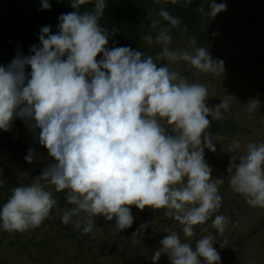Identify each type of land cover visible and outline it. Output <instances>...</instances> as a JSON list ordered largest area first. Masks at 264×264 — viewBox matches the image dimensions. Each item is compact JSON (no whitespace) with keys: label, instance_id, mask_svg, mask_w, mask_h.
I'll return each mask as SVG.
<instances>
[{"label":"clouds","instance_id":"1","mask_svg":"<svg viewBox=\"0 0 264 264\" xmlns=\"http://www.w3.org/2000/svg\"><path fill=\"white\" fill-rule=\"evenodd\" d=\"M41 2L43 10L50 9L48 0ZM91 2L71 0L76 11L60 15L56 34L51 26L42 27L39 46L0 65V129L9 131L15 119L23 120L33 133L39 130L38 143L54 159L31 184L12 190L0 208V227L10 233L39 227L57 203L51 185L56 192L67 190L65 199L74 205L64 209L62 222L68 225L78 217L74 229L82 228L85 234L92 231L96 216L115 219L121 231L130 228L132 206L141 211L148 206L163 209L179 223L184 237L191 238L194 228L205 224L222 204L218 186L223 179H212L205 160L206 148L216 151V135L207 131L208 116L221 119L235 97L227 96L210 108L207 86L189 83L168 65L183 62L219 76L225 71L224 61L214 60L204 47L171 50L173 37L165 27L155 37L162 45L155 56L127 46L110 49V33L99 23L106 0H94L93 11L81 12V6ZM191 2L185 0V6ZM209 5L211 19L227 9L215 0ZM158 15L172 29L179 27L180 20L166 9ZM147 19L153 29L160 24L150 14ZM141 39L153 43L150 34ZM160 60L167 64L158 66ZM247 105L245 111L251 114L260 101L252 99ZM240 148L241 142L234 140L227 152ZM36 158L29 148L25 160L32 163ZM227 172L235 193L249 206L264 208V142L248 143L238 160L233 155ZM3 183L0 180V186ZM227 222V217L216 215L211 227L221 235ZM147 227L148 222L140 229ZM141 234H133L134 242ZM216 241L209 234L193 248L173 231L160 241L152 260L155 264L167 255L171 264H201L200 258L204 264H220ZM225 246L223 240L221 247Z\"/></svg>","mask_w":264,"mask_h":264},{"label":"trees","instance_id":"2","mask_svg":"<svg viewBox=\"0 0 264 264\" xmlns=\"http://www.w3.org/2000/svg\"><path fill=\"white\" fill-rule=\"evenodd\" d=\"M215 2L225 3L227 9L211 19L208 15L210 0H192L187 6L185 0H178L176 4L171 0L167 3L164 0L159 3L157 0H106L99 23L110 33L107 45L110 49L127 46L155 56L162 51V45L155 43V37L160 27H165L170 29L173 37L169 46L171 50L192 52L195 47H204L214 60L224 61V73L234 71L236 66L233 68L231 63L235 64L240 59H248L251 72L256 73L257 67L253 64L257 54L253 51L264 49V0ZM48 3L50 9L43 10L41 0H0V65L7 66L18 54H30L33 45H40L42 27L51 26L52 33L56 34L60 15L76 11L71 0H48ZM94 7L93 0L81 6L80 10L91 12ZM161 8L180 20L178 28L172 29L159 17ZM149 14L151 19L160 21L155 29L147 19ZM113 29L117 32L113 33ZM149 34L153 37L152 44L141 39ZM193 38H196L195 45ZM100 58L102 54L97 57L98 60ZM156 63L159 66L167 64V61ZM168 66L187 80L198 72L183 62ZM28 71H31L30 67ZM221 95L216 94V101ZM252 99H258L260 106L249 114L245 109ZM208 119L210 127L207 131L216 135L213 143L219 149L215 155L222 153L224 161L229 162L234 153L227 152L224 148L228 145L223 144L230 142L235 132L239 133L245 145L264 142V86L241 95L235 111L223 112L219 119L223 125H214L211 116ZM38 132L33 133L21 119H15L9 131L0 129V180L4 181L0 186V208L15 187L31 184L46 166L54 162L47 149L38 143ZM29 148L37 154L32 163L25 160ZM212 153L206 148L205 158ZM225 173L226 176H217L212 172L213 180L223 179L218 186L221 207L205 224L194 228L195 234L191 238L184 237L179 223L166 217L163 209L153 210L148 206L143 211L132 206L133 224L130 228L121 231L115 226V219L107 221L103 216H96L92 231L85 234L82 228L74 229L78 217H73L68 225L62 222L64 209L74 207L65 199L67 190L56 192L54 186L48 185L57 203L39 227L11 233L0 227V264H154L152 256L160 248V241L173 231L180 235L182 242L190 243L193 248L200 238L209 234L215 236L214 247L221 257L220 264H264V208L249 206L240 194L230 188L229 174ZM83 215L81 213V217ZM216 215L228 218L221 235L211 227ZM146 222L148 227L141 230L140 226ZM138 231L142 234L134 242L133 234ZM223 240L226 241L225 247H221ZM200 260L204 264L203 258ZM155 264H171V261L167 255H162Z\"/></svg>","mask_w":264,"mask_h":264},{"label":"rangeland","instance_id":"3","mask_svg":"<svg viewBox=\"0 0 264 264\" xmlns=\"http://www.w3.org/2000/svg\"><path fill=\"white\" fill-rule=\"evenodd\" d=\"M261 49L262 48H259L253 51V53L257 54L255 59L256 62L253 64V66L255 65V67H257L256 73L251 72V65L248 59L246 61L240 59L234 64L236 66L234 71L230 73H222L219 76H214L211 73L205 74L198 71L191 79H188V82L204 84L207 86L209 97L206 101V104L210 108L219 105L221 100L225 99L227 96L235 97L230 101V106L228 109L230 111H235L237 104L241 101V95L246 94L248 91H252L254 88L259 89L260 86H264V49ZM218 93H222V95L216 101V94ZM242 104L244 105V103ZM213 123L214 125L216 123L223 125L220 120H213ZM232 141L233 140L223 145H229L232 143ZM227 148L228 146H226L224 149ZM245 148L246 145L241 144V148L233 152V155H238L237 160L239 159V156L245 154ZM218 150L219 149L216 145V151L207 156L205 160L212 168V172L214 174H217V176H226L227 174L225 171H227L231 160L229 162L224 161L221 157L222 153L215 155ZM220 159L223 163V167L221 166Z\"/></svg>","mask_w":264,"mask_h":264},{"label":"flooded vegetation","instance_id":"4","mask_svg":"<svg viewBox=\"0 0 264 264\" xmlns=\"http://www.w3.org/2000/svg\"><path fill=\"white\" fill-rule=\"evenodd\" d=\"M232 67L234 68V63H231ZM232 140H239L241 142V144L245 145V143L243 142L241 136L239 135V133L235 132L234 135H232Z\"/></svg>","mask_w":264,"mask_h":264}]
</instances>
